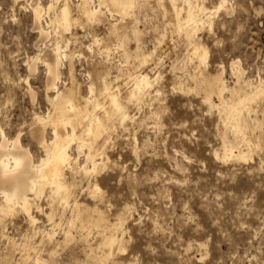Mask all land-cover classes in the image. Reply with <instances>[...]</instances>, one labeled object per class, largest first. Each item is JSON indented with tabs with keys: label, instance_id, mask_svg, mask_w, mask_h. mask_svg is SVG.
<instances>
[{
	"label": "rangeland",
	"instance_id": "1",
	"mask_svg": "<svg viewBox=\"0 0 264 264\" xmlns=\"http://www.w3.org/2000/svg\"><path fill=\"white\" fill-rule=\"evenodd\" d=\"M30 1L0 0V124L11 138L22 132L23 142L38 160V156L45 151L32 137L30 124L36 113L44 115L50 108L46 85L48 76L46 71L41 76V73L31 70L25 61L34 55L35 50L51 47L56 35L52 32L49 38L42 41L35 27L32 8L28 6ZM137 1H148V9L145 6L143 11L137 6L135 9L138 12L135 10L132 14L123 15L107 3L110 11L121 16L105 14L102 25H90L87 29L82 25L88 18L72 4L75 6L72 13L80 21L73 27L78 40L71 43L68 49L74 51L76 75L84 94H88L87 71H99L102 65H110L114 74L124 78L118 81L123 93L132 88L129 74L134 76L139 68L146 69L144 72L150 75H154V69L157 73L161 72L159 82L162 90L159 96L147 95L142 105L131 106L135 117L126 125L110 128L113 133L107 134L106 139L107 164L97 177L102 182L103 195L94 196L88 183L80 179H77L80 182L76 192L80 189V198L86 203L98 200L110 223L118 221L120 211H127L124 213L127 219L122 226L125 231L122 246L125 249L122 251L117 245L114 255L123 264H253L254 261L260 264L264 258V156L261 155L264 143L254 151L252 158L217 159L216 150L223 151L218 111L204 101L202 92L173 87L178 81L187 86L198 82L203 85L201 79L191 78L194 72L191 60L193 42L185 30H181L185 32L183 35L169 30L167 40L164 39L153 57L155 62L152 58L142 67L134 56L135 47L139 44L134 32L135 21H139L137 25L140 23L142 29L140 45L148 49L154 46L153 42L165 29L172 13L165 16L159 0ZM164 1L172 12L170 1ZM202 1L208 7L220 2ZM229 3V7L217 12L212 26H202L197 38L209 47L205 70L217 73L219 66L225 65V70L221 68L220 72H223L227 83L233 85L237 78L232 73L230 62L235 57L242 60L248 77L258 79L264 75V0H229ZM117 18L120 25L127 26L120 29L128 31L126 37L122 32H109L111 22ZM101 28L110 33L104 44L105 49L107 45L112 48L110 59L106 57L108 51L101 55L99 48L92 51L87 47L91 43L88 32H92L93 36L103 35ZM119 41L124 43L123 48L117 46V43L121 44ZM123 49L128 50L129 61H124L127 56L123 54ZM66 62L62 66L61 86L70 81ZM20 77L24 79L20 80ZM30 88L34 89L35 99ZM155 92L158 93L157 89ZM214 97L217 99V94ZM262 133L264 138V131ZM48 134L52 137L51 126H48ZM76 146L75 143L71 151L85 160V152H79ZM49 194L50 191L46 190L45 196L39 199L44 207L47 205L46 210L50 209ZM59 206H63L65 211L59 207L60 212L56 214L59 223L54 221V224L58 231L56 240L60 239L63 245L58 246L52 261L49 259L46 263L68 264L70 259L80 264L96 263L97 256L89 257L85 249L89 243H98V233L93 232L87 238L80 226H73L74 237L68 243L64 242L62 231L70 226L68 215L72 207ZM36 211L42 229L53 226L48 223L46 212ZM4 222L7 223V233L18 242L40 239V232L34 236V228L22 213L10 215ZM1 226L0 222V233ZM7 240L6 236L0 235L2 250L7 246ZM191 242L193 245L190 247ZM200 242L205 246L197 245ZM44 250L43 254L47 255ZM18 251L20 248L16 249L14 259L21 255ZM107 264H113V258Z\"/></svg>",
	"mask_w": 264,
	"mask_h": 264
},
{
	"label": "bare ground",
	"instance_id": "2",
	"mask_svg": "<svg viewBox=\"0 0 264 264\" xmlns=\"http://www.w3.org/2000/svg\"><path fill=\"white\" fill-rule=\"evenodd\" d=\"M169 1L171 4L170 7L172 8V12H170V9L165 4L164 0H159V5L161 6L159 7L160 9H162L164 15L170 16V14L172 13V18L167 19L168 21L166 22V27L164 25L165 29L163 30V32L161 31V33L156 37V41L153 42V47L148 49H143L141 47L140 42L142 39V29L140 27V23L139 25H137L139 21L133 20L136 22V24L133 23L134 32L139 41L138 46L135 47V59L139 60L142 67L147 65L148 62L154 57V55L156 56L155 53H157V48H159L164 39L167 37L169 30L172 32H181V30H185L186 33H184L193 42L191 46V60L194 65V72L193 74L190 72L191 78L193 76V78L195 79H201L203 81V85H199V82L197 81L198 83H196V85L194 84V86H190L189 84V86H187L183 81H178L173 85V87L175 89L179 88L180 90L184 91L202 92L204 94V101L209 104L211 109H216L218 111L220 118L219 125L221 128L220 131L222 136L223 151L219 152L218 150H216V155L219 154L220 157L225 160H246L252 158L254 151L262 146V142L264 139L262 138V132L264 131V109L262 108L264 105V75L259 76L258 79L248 77L246 75V70L243 66L242 60L239 57L233 58L230 62L232 73L234 72L237 78L235 84L233 85L227 83V80L223 76V72H221L222 75L220 76H218L217 73L207 72L204 68V66L206 65H201L197 49L205 48L209 52V47L202 40L197 38V35L199 34V30L204 24H208L210 26L214 24L216 15L213 16L210 11H205V9L209 7L202 0ZM40 2V0L30 1V4L33 5L31 8L35 19V27L38 28L40 38L43 42V39L49 38L52 32H54L56 35L55 39L52 42V46H47L42 50L45 53V58L47 59L48 63L54 65L57 59L60 60V79L56 80L55 76H53L52 79L55 81V87H49V77H47V98L50 101V108L44 115L36 113L33 121L30 124V133L32 137L45 151L43 155L38 156V160L36 159L37 157H35L32 149L23 142L22 135L17 140L16 136L11 138L5 133L4 130L0 132V222L2 225L0 235L2 237L6 236L8 239L7 246H4L5 248L3 250L0 248V264H47L46 261L49 259L51 260V258L56 254L58 246H61L62 242L59 241L60 239L58 241L56 240L58 239L56 238L58 234L56 226H51L50 228L44 229L39 226V228L37 229L36 226L33 225L32 217H35L37 221L39 220L37 214L35 213L37 212L36 210H38V208L40 207H44V204L39 201L40 198H38L35 204L31 203V201H33L35 197L33 189H38L41 193H45L46 190H49L50 197L53 187L52 182L55 181L57 189L61 190V176L67 177L69 173L68 169H64L62 167L63 154L64 152H67L69 156L74 155L71 151L73 147H65L66 137H71L72 140L76 143V147L79 152H82L81 149L84 144L82 136L88 134L90 131L92 139L93 141H95V143L90 144L87 151H83L85 152V161L89 158V152H91L92 156H96L97 154L102 152V155H100V159L104 161L105 164H107V161H105L106 146L108 142L106 140L108 138L107 134L113 133V130H111L110 128L116 126L119 123V118L114 117L110 122L105 120L103 127H101L99 124H96L94 127V122L96 120L102 119V117L99 116V113L95 109L94 104L89 106V104L87 103V100L90 98L88 94H84V92L82 91V83L77 78V68L74 59V51H69L68 49L71 43L78 40L77 36L74 35L73 27L80 21V18L72 14L68 21V27L70 28V31H64L65 24L59 22L58 19L59 17L63 16L62 4L59 11L56 8H53L50 12L41 10L40 16L38 17L35 9V4ZM147 2L140 3L137 0H78L77 2H75L74 0H69V3H74L77 6V9L84 16L88 18V15L91 13L94 14L99 20H102L105 14H107V16L110 15L109 13H111L112 16H121L116 12L110 11L111 8L107 3H110L116 9H119L123 15H129L135 12V8L137 6L141 7V9L143 8V11L145 6L148 9L147 5L149 6V4ZM220 2L213 6L216 7L218 11L222 9L218 7ZM201 5L203 7H201ZM229 6V0H226L225 7ZM97 9L99 10L98 12L96 11ZM71 11L73 12V9H71ZM136 11L138 12V10ZM119 21L120 19L117 18L116 20H114V22H111V25L109 26V32L119 34L122 32L123 35L125 34L124 37H126V33L128 31L126 30L123 32L120 29H125L127 26L126 24L120 25ZM66 32H70V35H65ZM184 33H182V35ZM130 34L131 33H129V35ZM42 41L41 44L43 43ZM123 45L124 43H117V46L119 47H122ZM110 47L111 46L107 45V49H109ZM123 50V54L125 53V56H127L125 57L124 61H129L130 55L128 50ZM117 54L119 56V53ZM109 55L110 52H108V55L106 57L110 59L111 57H109ZM65 60L67 61L66 63L70 75V81L68 83L65 82V85L61 86L59 82L60 80L63 82L62 66ZM153 61L155 62V59ZM233 61L238 62V68L235 71L232 68ZM122 64L120 65L122 66ZM109 67L112 68L110 65ZM224 70L225 65H223V71ZM160 74L161 72H158L159 78L161 77ZM142 75L150 77L152 80L156 79V75H150L149 72H143ZM129 76L135 77L136 73L134 76H132V74H129ZM116 79V76L115 78L111 76L109 84L111 85L112 81ZM116 87L118 91L122 92L120 85L117 84ZM132 87H134L133 83ZM90 90L91 89L88 85V93ZM101 91L102 89L99 87V85H97L95 96L100 103H105V101L99 96ZM157 91L158 93H160L162 90L161 88H159L157 89ZM226 92H229V94L227 95ZM30 93L32 97L35 96L34 91H30ZM127 94L131 95V91L129 90ZM215 94H217V99L214 97ZM127 115L135 117V115L132 113V110L129 111ZM127 121L128 120H125L123 125H126ZM48 126L52 127V137H48ZM0 128L3 129L1 124ZM61 129H63V131H61ZM105 129L108 130L105 132ZM102 139L104 140L101 141ZM73 163L76 164L78 163V161H73ZM64 182L74 184L76 186L72 187L71 192L67 194V199H65V197L63 196L57 198L54 206L49 200L50 209L45 211L48 215L49 211L52 210L53 207L57 209H59V207L62 208L63 206H59V204H61V199H65V203L61 205H64L68 208L72 207V212H70L71 215H68V225L70 226L69 228L62 231L65 236L64 242L68 243L71 238L74 237L73 231L75 229L73 228V226H80L82 232L85 233V236L87 238L90 237L93 232H97V235L99 236L98 243L96 245H94V242L89 243L88 248L85 249L89 257L97 256L96 258H98V261L93 264H107V261L112 258L113 264H123L121 261L116 260L114 258V255L117 250V245H119V249H125V247L122 246L125 240V231L122 230V226L127 219L125 216L126 214H124L127 211H120V214L118 215V221L115 223H110L108 217L106 216L105 210L100 206L98 200H96L94 203H86L85 201H82V199L80 198V189L78 193L76 192V187L79 186V180L73 178L71 181L65 180ZM96 182H99L98 179ZM82 185L84 184L82 183ZM82 187L84 188V190H86L85 185ZM88 187L90 188L91 193L96 196L93 193L94 184L90 185L88 183ZM83 188H81V190ZM48 198L46 199L48 200ZM72 198H74V201ZM25 200L30 201L29 207L32 208L31 217L22 210ZM62 210L64 209L62 208ZM59 212L60 211L56 212L55 214H59ZM18 213L24 214L26 219L32 225V227L34 228V236L37 235V232H40V239H37L36 241L22 240L18 242V240H16L14 236L7 233V223L4 222L5 219L10 215ZM64 220H66V218ZM55 222L56 224H58V219H55ZM79 233L81 234V232ZM30 237L33 238L32 236ZM81 240L83 241L84 239ZM192 245L193 244L191 242L189 246L191 247ZM197 245L203 246L204 243L200 242ZM18 248H20L21 255L19 256V258L14 259L16 256L15 251ZM44 249H46V251ZM43 250L45 251V253H48V256L43 254ZM203 254L205 253L203 252ZM60 263L62 264V262ZM53 264L59 263L54 262Z\"/></svg>",
	"mask_w": 264,
	"mask_h": 264
},
{
	"label": "snow or ice",
	"instance_id": "3",
	"mask_svg": "<svg viewBox=\"0 0 264 264\" xmlns=\"http://www.w3.org/2000/svg\"><path fill=\"white\" fill-rule=\"evenodd\" d=\"M225 2L226 0H221L218 7L224 8ZM61 4L63 6V16L58 18L59 22L65 24L64 31H70V28L68 27V21L70 16L73 14L71 9H73L75 6L69 3V0H52L51 3H49L48 0H42V2L35 4L37 16H40L41 10L50 12L53 8H56L59 11ZM28 6L32 7L33 5L29 4ZM201 7L203 6L201 5ZM96 11L98 12L99 10L97 9ZM205 11H210L214 16L217 14L218 9L216 7H209L205 9ZM97 24L102 25L103 21L97 19L94 14L90 13L88 15V19L84 21V24L82 26L87 29L88 26ZM101 32H103V35L95 36H93L92 32H88V37L91 40V43L88 44L87 47L92 51H95L97 48H99L101 55H104L105 51L111 52V48L107 50L104 48V44L107 42V37L110 35V33L104 31L103 28H101ZM217 43L219 44L221 43V41H217ZM197 53L199 55L201 65H205L209 57L208 50L205 48H198ZM25 63L29 65L30 69L41 73V76H43V73L46 71L47 76L49 77V87H55V81L52 79L53 76H55L56 80L60 79V60L57 59L54 65L48 63L43 50H35L34 55L30 57L28 61H25ZM41 65H43L44 67H40ZM221 68H223V65H220L217 69L218 76L222 75V73L220 72ZM232 68L234 71L238 68L237 61L232 62ZM144 71H146V69H139L137 70L135 77H129V79L134 84V87L130 88L131 95L122 93L121 91L117 90L116 85L118 84V81L124 79L118 73H115L117 79L113 80L111 85L109 84V80L111 79V76L114 75V73L112 72L111 68L107 67V65H102L99 71H89L86 73V76L89 78L87 83L89 85V88L91 89L88 93L90 99L87 100V103L89 104V106L94 104L95 109L99 113V116L102 117V119L96 120L94 122V127L96 124H99L101 127H103L105 120L110 122L114 117L119 118L117 127H121L125 120L134 119V117L127 115V113L132 110L130 106L142 105L144 103V98L150 93L159 96V93L155 92V89H159L161 87L158 73L154 69L153 74L156 75V79L152 80L150 77L142 75ZM31 74L32 73L30 72L29 78L31 77ZM23 79L24 77H20V80ZM97 85H99V87L102 89V91L100 92V97L105 101V103H100L95 96ZM29 90L33 91V89L31 88ZM107 130L108 129H105V132ZM2 131L3 129L0 128V132ZM61 131H63V129H61ZM21 135L22 133H17L16 139L18 140ZM82 139L84 141V144L81 151H87L88 146L95 143V141H93L92 139L90 131L88 134L83 135ZM69 146L74 148L75 142L71 137H66L65 147L67 148ZM100 155H102V152L97 154L96 156H92L91 152H89V158L85 161L81 157L74 155L69 156L67 152H64L62 157V167L64 169H68L69 173L67 177L61 176V190L57 189L55 181L52 182V194L49 197V200L52 202L53 206L55 205L57 198L62 196L65 197V199L68 198L67 194L70 193L72 187H75L76 185L65 183L64 181H71L73 178L83 180L90 185L94 184L93 193L97 197L103 195L104 190L102 187V182H96L100 171H102L103 167L106 166L105 162L100 160ZM261 155L264 156V148H262ZM219 158L220 155L217 154V159ZM73 161H78V163L74 164ZM33 193L35 194L33 201H31V203L33 204L37 202L38 198L45 195V193H41L38 189H33ZM65 199H61L60 203L64 204ZM29 203V200H25L22 210L31 217L32 208L29 207ZM46 208L47 205H45V207H40L38 208V212L44 213ZM58 211L59 209L53 207V209L48 213V223L53 224V227H55V219L58 218L55 213ZM32 223L36 226L37 229L39 228V222L35 219V217H32ZM121 250L123 251L124 249ZM201 259H203V257H201ZM68 264H79V262L75 259H70L68 261ZM253 264H256V262L254 261ZM260 264H264V258L261 259Z\"/></svg>",
	"mask_w": 264,
	"mask_h": 264
}]
</instances>
